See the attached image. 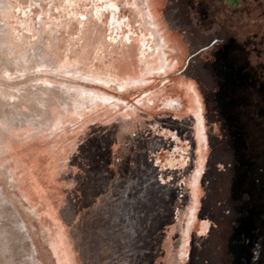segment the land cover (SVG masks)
Segmentation results:
<instances>
[{"label": "rangeland", "instance_id": "obj_1", "mask_svg": "<svg viewBox=\"0 0 264 264\" xmlns=\"http://www.w3.org/2000/svg\"><path fill=\"white\" fill-rule=\"evenodd\" d=\"M0 264H264V0H0Z\"/></svg>", "mask_w": 264, "mask_h": 264}]
</instances>
